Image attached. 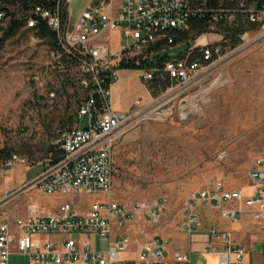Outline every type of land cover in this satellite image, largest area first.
<instances>
[{
	"label": "built area",
	"instance_id": "2783aa9c",
	"mask_svg": "<svg viewBox=\"0 0 264 264\" xmlns=\"http://www.w3.org/2000/svg\"><path fill=\"white\" fill-rule=\"evenodd\" d=\"M10 13L23 22L27 51L36 53L40 44L46 45V68L74 72L83 96L74 125L56 131L54 151L24 186L64 197L65 201L52 208L30 202L24 216L1 222L0 264H12L10 255L14 251L41 264H125L122 256L131 243L125 232L127 226L140 217L151 223L159 221L168 208V199L126 205L112 198L116 140L138 117H169L175 100L184 102L181 96L187 89L203 82L205 71L244 45L251 34L256 41L264 40V0H96L75 20L69 0H9L1 4L0 26L10 19ZM194 20L205 22L208 31L193 41L178 44L187 46L178 58L161 64L155 61L143 74L145 83L167 81L168 88L150 102L136 101L127 110L114 108L111 88L120 64L139 56L152 58L153 53L146 57L145 52L159 42L171 47L179 34L190 30ZM240 21L257 23L258 28L242 33L239 45L227 49L221 44L224 34L218 30ZM39 23H45L50 31L51 46L47 37L39 35ZM112 33L117 34V41L111 38ZM201 38L204 41L199 43ZM193 56L198 59H191ZM21 58H25L24 54ZM188 115L182 107L180 117L186 119ZM16 165L29 164L12 153L0 162V178ZM247 176L251 195L241 188H227L220 181L190 193L183 205L181 223L190 242L200 233L203 209H217L220 217L229 222L250 217L264 235V155L253 162ZM94 192L107 193L108 198L87 212H81L69 199ZM205 235L202 252L215 258L214 264H244L246 250L231 232L212 223ZM91 236L105 241V249L94 247ZM262 256L264 264V243ZM131 264H192V254L171 251L168 240L158 236L139 251Z\"/></svg>",
	"mask_w": 264,
	"mask_h": 264
},
{
	"label": "rangeland",
	"instance_id": "374dc122",
	"mask_svg": "<svg viewBox=\"0 0 264 264\" xmlns=\"http://www.w3.org/2000/svg\"><path fill=\"white\" fill-rule=\"evenodd\" d=\"M88 1L69 0L74 20ZM4 27L6 23L0 26V37ZM111 38L118 40L116 33ZM27 44V35L19 32L6 38L0 49V151L7 148L29 164L16 165L0 178V223L24 216L30 202L52 208L65 201L24 186L40 171L56 131L70 124L82 100L74 72L50 71L44 58L47 46L40 44V51L31 53ZM186 49V45L171 46L164 53ZM205 72L204 81L181 96L184 102L175 100L169 117H138L116 140L112 198L126 205L168 199L159 221L140 217L127 226L131 243L122 256L125 264H131L158 236L168 240L171 251H190L192 264H214L215 258L202 252L203 241L193 236L190 242L182 232L183 205L191 192L215 181L227 188H247L249 168L264 155V40L256 41L251 34L244 45ZM144 73L145 69L119 70L111 90L115 108L127 110L136 101L143 104L155 98L143 81ZM182 107L189 113L186 119L180 117ZM85 123L86 118L81 125ZM107 198V193L94 192L69 199L87 211ZM216 212L201 210V234L214 222L222 229H233L236 222L220 219ZM245 218L249 231L244 233L250 239L259 231L250 217L241 220ZM90 239L94 247L104 248L105 241L96 236ZM250 258L251 264H258V246ZM11 262L23 264L24 260L12 256Z\"/></svg>",
	"mask_w": 264,
	"mask_h": 264
},
{
	"label": "trees",
	"instance_id": "16d2710c",
	"mask_svg": "<svg viewBox=\"0 0 264 264\" xmlns=\"http://www.w3.org/2000/svg\"><path fill=\"white\" fill-rule=\"evenodd\" d=\"M9 0H0V7L1 4L7 3ZM11 3V1H10ZM9 13V12H8ZM10 15V19L6 21V27L2 28L3 33L0 37V49L3 47L5 39L12 37L19 32H22V35H26L25 31H22L23 22L17 18L14 17L13 13L8 14ZM258 28V24H246L245 22H237L232 27H221L218 31L222 32L224 34V39L221 42V44L226 47L227 49H234L237 47L240 43V35L244 33L247 30L254 31ZM37 29L39 32V35L41 37H47V40L49 41L48 46H51L50 40H51V33L48 30L45 23H39L37 25ZM208 31V25L205 22L194 20L190 25V30L188 32H184L179 34L176 37V42L172 46H176L182 42H186L188 40H194L203 33ZM192 32V36H189V33ZM169 47L165 46L163 43H157L150 48L147 49L145 52V55L154 54L152 58H144L143 56H139L138 58L134 59L133 61H130L128 63H121L120 64V70L121 69H146L153 66V62L157 61L158 64H161L163 61L169 59L167 55L162 56L164 54L163 52ZM181 56V54H180ZM191 59H198L197 56H193ZM147 85V89L150 91V94L152 96H157L161 91L165 90L169 86V82L165 81L161 84H158L156 82H148L145 83ZM55 92L59 93V90H55ZM83 96V93H82ZM80 105V103H79ZM78 105V107H79ZM77 107V109H78ZM69 108V105L66 106V109ZM76 109V111H77ZM76 114V112H75ZM69 118L70 124L66 127L70 128L74 125V117ZM54 147L51 145L48 149V153L53 152ZM13 152L11 150L4 148L0 151V162L7 159ZM55 153L53 156L55 157ZM47 157V156H46Z\"/></svg>",
	"mask_w": 264,
	"mask_h": 264
},
{
	"label": "crops",
	"instance_id": "0c3cea01",
	"mask_svg": "<svg viewBox=\"0 0 264 264\" xmlns=\"http://www.w3.org/2000/svg\"><path fill=\"white\" fill-rule=\"evenodd\" d=\"M94 2H96V0H89L88 2H87V4H86V6L83 8V9H85L88 5H91V4H93ZM82 9V10H83ZM82 12V11H81ZM80 12V13H81ZM79 13V14H80ZM79 14H78V16H79ZM113 86V85H112ZM111 90H112V88H111ZM112 102V101H111ZM112 105H113V103H112ZM113 107L115 108V106L113 105ZM117 109V108H116ZM119 110H121V109H119ZM244 190V192L247 194V195H251V193H252V189H251V187H250V185L247 187V188H245V189H243ZM215 211H217L216 213L219 215V211L217 210V209H214ZM81 211V210H80ZM88 211V210H87ZM87 211H81V212H87ZM219 218L220 219H222L221 217H220V215H219ZM253 221V220H252ZM215 223V222H214ZM253 223H254V226L256 225L255 224V221H253ZM216 224V223H215ZM217 226H218V224H217ZM248 226H249V222H248V219L247 218H245V219H242V220H240L239 222H236L235 224H234V227H233V229H222V228H220L219 226V228L220 229H222V230H225V231H229V232H231L233 235H234V237H235V239H236V241L241 245V246H243L244 248H245V250H246V253H245V255H244V259H243V262H244V264H251V253H252V250H255V248L258 246L259 247V259H258V264H262V261H263V256H262V246H263V243H264V235H262V234H260L259 232H256L255 234H253L252 236V238H246L245 236H246V234L245 233H247V231H249V229H248ZM248 229V230H247ZM245 232V233H244ZM258 233V234H257ZM248 235V234H247ZM197 239H200L201 241H205L206 240V235H205V233H198L196 236H195ZM105 247H106V242H105V244H104V248L103 247H97V248H99V249H105ZM12 256H17L18 258H21V259H23L24 260V263L23 264H34L33 262H31L30 260H29V258L26 256V255H23V254H19V253H17V252H13L11 255H10V261H11V257ZM12 263V262H11ZM12 264H19V263H15V262H13Z\"/></svg>",
	"mask_w": 264,
	"mask_h": 264
},
{
	"label": "water",
	"instance_id": "95a60500",
	"mask_svg": "<svg viewBox=\"0 0 264 264\" xmlns=\"http://www.w3.org/2000/svg\"><path fill=\"white\" fill-rule=\"evenodd\" d=\"M202 41H204V38H201L200 40H199V43L200 42H202ZM183 52H180V53H178V54H162V56H164V55H167V57L168 58H178L179 56H180V54H182Z\"/></svg>",
	"mask_w": 264,
	"mask_h": 264
}]
</instances>
